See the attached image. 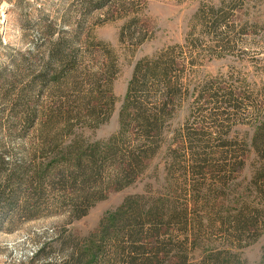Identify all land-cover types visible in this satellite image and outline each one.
<instances>
[{
    "label": "rangeland",
    "instance_id": "374dc122",
    "mask_svg": "<svg viewBox=\"0 0 264 264\" xmlns=\"http://www.w3.org/2000/svg\"><path fill=\"white\" fill-rule=\"evenodd\" d=\"M76 3L23 0L18 7L0 0V73L11 77L26 67L31 69L27 73L36 72L41 58L38 46L43 41L41 23L68 12ZM127 3V14L119 10L113 14L106 6L95 8L86 18L90 40L102 42L110 52L108 59L117 64L112 77L114 106L112 111L102 108L93 124H77L73 135H81L88 144L115 138L136 64L171 49L175 57L172 81L178 94L162 144L132 183L119 190L118 185L109 188L106 197L81 219L68 223L54 200L39 207L31 219L20 211L1 217L0 264H61L70 252L69 242L65 246L61 242L69 232L88 236L102 218L133 195H143L147 206L170 199L178 213L184 211V220L172 221L167 233L184 246L188 264H212L218 257L228 264H263L264 193L259 189L264 190V177L257 174L264 167V152L257 151L255 133L264 121V0ZM129 21L137 24L145 40L138 43L127 34L121 40L122 27ZM98 53L95 50L93 55L104 60ZM21 60L28 63L26 67H17ZM23 86L0 79V150L8 148L17 156L25 149L32 151L38 134L37 124L32 127L15 120L21 108L34 115L62 101L71 111L78 93L88 94L85 88L71 90L63 85L57 98L45 88ZM18 100L22 103L16 105ZM188 133L204 134L194 139L202 140L207 164L190 162L183 143ZM235 161L239 162L226 166ZM118 164L119 160L115 169ZM115 169L109 168L104 176H112Z\"/></svg>",
    "mask_w": 264,
    "mask_h": 264
},
{
    "label": "trees",
    "instance_id": "16d2710c",
    "mask_svg": "<svg viewBox=\"0 0 264 264\" xmlns=\"http://www.w3.org/2000/svg\"><path fill=\"white\" fill-rule=\"evenodd\" d=\"M1 1L18 7L23 4V0ZM110 1L77 0L76 7L70 6L68 12L43 21L40 25L43 41L38 46L41 58L36 72L27 73L31 69H27L28 63L21 60L16 63L17 67H26L22 72L11 77L0 73V79L10 84L39 86L49 93L53 91L57 98H61L59 90L63 85L71 90L85 88L88 92L87 95L78 93L76 106L71 111L65 109V102L55 101L54 105L43 107L34 115L27 114L24 108L20 115L16 113L20 117L15 120L28 122L32 127L37 124L38 134L32 151L25 149L17 156L8 148L0 150V218L20 211L27 212V219H31L38 215L39 207L54 200L55 207L66 214L68 223L81 219L95 203L106 197L109 188L118 185L115 189L119 190L132 183L135 174L160 148L165 123L178 94L172 81L175 57L171 49L156 59L136 64L121 113V127L115 138L106 143L88 144L80 134L73 135L77 124H93L102 108L112 111L114 106L112 77L117 68L116 61L108 59L110 52L102 42L90 40L86 25L87 16L95 8L107 6L113 14L118 10L127 14L126 3L130 0H117L112 4ZM134 25L137 24L129 21L122 27L121 40L126 34L137 38L138 43L146 39ZM95 50L104 60L93 55ZM100 92H104L101 98ZM97 95L99 99L93 100L98 98ZM49 98L52 97L49 95ZM20 103L18 100L15 104ZM256 130L255 146L262 155L264 121ZM197 135L204 136L188 133L182 139L193 166L207 164L206 156L204 158L201 153L205 150L202 140L194 139ZM117 160L120 164L115 169ZM237 162L226 166H234ZM109 168L116 171L106 177L104 174ZM198 172L202 173L201 170ZM257 175L264 177V167ZM144 201L143 195L130 196L112 215L102 218L97 230L88 236L69 232L61 242L64 246L69 242L70 252L64 255L61 264H188L184 246L167 233L172 221L184 220V211L178 213L170 199L151 202L148 206ZM212 264L228 263L218 257Z\"/></svg>",
    "mask_w": 264,
    "mask_h": 264
}]
</instances>
